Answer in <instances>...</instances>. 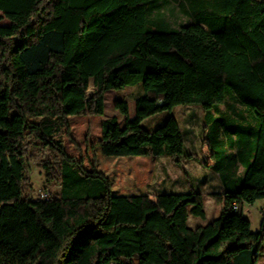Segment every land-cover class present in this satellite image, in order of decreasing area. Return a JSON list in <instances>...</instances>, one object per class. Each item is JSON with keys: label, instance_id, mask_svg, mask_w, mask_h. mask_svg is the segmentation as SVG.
Returning <instances> with one entry per match:
<instances>
[{"label": "trees", "instance_id": "16d2710c", "mask_svg": "<svg viewBox=\"0 0 264 264\" xmlns=\"http://www.w3.org/2000/svg\"><path fill=\"white\" fill-rule=\"evenodd\" d=\"M170 3L0 0V264H260L264 211L254 232L244 205L264 201V1ZM177 9L188 24L173 25ZM109 91L123 120L102 123L106 157L193 160L175 117L143 123L202 109L218 218L192 229L206 218L200 191L119 196L96 163L69 156V119L105 116ZM34 147L61 186L50 201L25 197Z\"/></svg>", "mask_w": 264, "mask_h": 264}, {"label": "rangeland", "instance_id": "374dc122", "mask_svg": "<svg viewBox=\"0 0 264 264\" xmlns=\"http://www.w3.org/2000/svg\"><path fill=\"white\" fill-rule=\"evenodd\" d=\"M163 1V0H160ZM171 3L166 5L167 10L179 5L177 2L182 0H170ZM174 18L173 25L177 22L179 24H188L187 18L178 12ZM9 22L7 20L1 21L0 25L7 26ZM95 92L93 81H91L89 94L92 96ZM126 94L130 105V113L133 117L135 115V101L131 98L132 94H136L137 90L130 89L128 91L120 92ZM117 100V92L109 91L106 95V113L103 117H71L70 123V136L64 135L62 142L66 148L67 153L71 157H75L79 160H84L85 168L91 170L93 163H96L97 170L107 176L112 182V190L118 195H135V194H156V189L162 182L161 177L165 178L163 171L169 173V180H165L167 183L182 179L181 173L189 172L192 181H207L208 173L210 170H203L206 163L210 162L208 159V151L205 145L202 143V133L204 128V114L198 106H181L177 107L171 113H162L155 118L146 120L143 126L150 130H155L158 126H162L171 117H175L180 121L182 128L186 132H191L190 136L186 134L187 147L190 149L191 139L195 144V152H192L195 156L193 160L182 163L178 166L171 159L157 160L154 158H112L106 157L101 153L98 143L102 134V123L106 119L113 117H119V112L115 108ZM197 107V109H195ZM191 113H195L193 120L189 118ZM158 125L157 126V124ZM235 153L233 156L234 161ZM47 156L38 149L32 148L30 156L28 158L27 165V184L25 197L32 199H39L41 193L51 191L55 196H59L61 186L59 181H54L52 184L47 183V172L43 166ZM211 162L210 164H212ZM203 168V169H202ZM177 174V175H176ZM159 176L160 178H157ZM200 182V183H201ZM171 193H177L178 191H170ZM264 201H258L254 206L248 204L244 205V214L252 221V230L257 232L261 226V219L263 213ZM205 207L207 212L206 219L191 218L189 221V227L192 229L201 225H207L220 216L221 205L213 200L208 195L205 196ZM260 264H264V245L263 253L260 257Z\"/></svg>", "mask_w": 264, "mask_h": 264}, {"label": "crops", "instance_id": "0c3cea01", "mask_svg": "<svg viewBox=\"0 0 264 264\" xmlns=\"http://www.w3.org/2000/svg\"><path fill=\"white\" fill-rule=\"evenodd\" d=\"M259 1H264V0H259ZM195 109H197V107H195ZM234 109H236L235 113H238V114H242L243 112L246 111V108L244 106H242V105H238L237 107H234ZM203 114H204V112H203ZM195 115H196L195 113H191L189 115V118L191 120H193ZM204 117H205V114H204ZM190 147H191L190 149L192 151L193 150L195 151L196 147H195L194 141H192V139H191ZM207 157L210 160V162H208L210 164L212 162V158H211V156L209 154H208ZM139 158H141V157H139ZM164 159H166V158H164ZM159 160H163V159H159ZM183 163H185V162H183ZM187 163H189V162H187ZM202 167L204 168V169L202 168L203 170H210L211 172L208 173V180L207 181H202V182L200 181L201 183L199 181H197V180L193 182L192 179H190L191 175H190L189 172H184V173L182 172L181 173V176L183 177L182 179L180 178L177 181H174V182H172V181L169 182L168 181L166 183L165 180H169L168 176L170 174L166 173L165 171H163V175H161V176H165V178H168V179H163L161 177L162 182L159 184L160 187H158L156 189V193L160 192V191H163V190L164 191H178L177 193H185V192H189L191 190H197V191H200L202 194H204V197L206 195L209 196L211 193H223L225 191V188L223 186V183L221 181L220 176L218 174L214 173L210 168L206 167L205 165L202 166ZM157 178H160V177L157 176ZM137 195L138 194H135V195H119V196H137ZM140 195H147V194H140ZM262 209H264V205H263ZM205 211H206V207H205ZM206 217H207V212H206ZM249 220L251 221V219H249ZM251 223H252V221H251ZM261 224H262V219H261ZM201 226H203V225H201ZM260 228H261V226H260ZM260 228H259V230H260ZM259 230H257V231H259Z\"/></svg>", "mask_w": 264, "mask_h": 264}, {"label": "built area", "instance_id": "2783aa9c", "mask_svg": "<svg viewBox=\"0 0 264 264\" xmlns=\"http://www.w3.org/2000/svg\"><path fill=\"white\" fill-rule=\"evenodd\" d=\"M54 197H55V195L51 191H46V192L41 193L39 199L46 200V201H50ZM235 210L237 211L238 208L235 207Z\"/></svg>", "mask_w": 264, "mask_h": 264}]
</instances>
